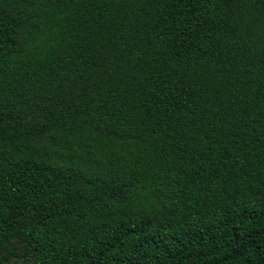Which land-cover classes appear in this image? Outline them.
<instances>
[{"label": "trees", "instance_id": "trees-1", "mask_svg": "<svg viewBox=\"0 0 264 264\" xmlns=\"http://www.w3.org/2000/svg\"><path fill=\"white\" fill-rule=\"evenodd\" d=\"M0 264H264V0H0Z\"/></svg>", "mask_w": 264, "mask_h": 264}]
</instances>
